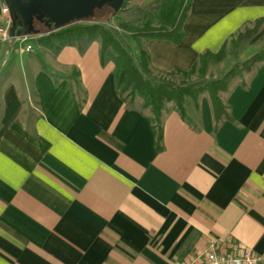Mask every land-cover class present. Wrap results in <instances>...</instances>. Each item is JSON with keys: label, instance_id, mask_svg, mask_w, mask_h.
Listing matches in <instances>:
<instances>
[{"label": "crops", "instance_id": "crops-1", "mask_svg": "<svg viewBox=\"0 0 264 264\" xmlns=\"http://www.w3.org/2000/svg\"><path fill=\"white\" fill-rule=\"evenodd\" d=\"M260 18L264 0H190L180 41L140 45L155 69L189 71ZM37 39L0 40V264H179L215 244L264 258V63L226 94L218 130L207 94L184 114L168 102L159 143L100 41L55 54ZM247 44L232 63L263 47L264 25Z\"/></svg>", "mask_w": 264, "mask_h": 264}, {"label": "trees", "instance_id": "trees-1", "mask_svg": "<svg viewBox=\"0 0 264 264\" xmlns=\"http://www.w3.org/2000/svg\"><path fill=\"white\" fill-rule=\"evenodd\" d=\"M180 1L158 0L155 5L147 9H137L139 15L149 16L164 6L163 11L167 9L170 11L168 21L169 24L171 23L170 27L160 19L157 23L137 17L112 25L107 21L85 18L54 31L45 27L44 32L48 33L38 36L36 45L55 54L66 46H77L84 53L93 41H100L103 63L112 61L115 64L117 93L130 107L137 108L152 118L159 143L163 138L162 114L166 104L175 102L177 108L184 114V100L187 97L199 107L202 95L209 96L218 130L223 121L232 118L230 106L225 99L226 94L230 92L237 79H243L247 72L264 63V45L251 56L236 59L217 75L209 73V61L211 58H220L225 50L224 47L217 54L203 53L189 71L174 69L162 72L155 69L140 42L153 37L171 38L175 41L183 38V22L190 9V0ZM127 9L128 3L121 11ZM37 23L42 25L41 22ZM263 25L264 18L247 23L233 35L231 41L237 47L240 43L251 39ZM177 77L181 79L178 81Z\"/></svg>", "mask_w": 264, "mask_h": 264}, {"label": "water", "instance_id": "water-1", "mask_svg": "<svg viewBox=\"0 0 264 264\" xmlns=\"http://www.w3.org/2000/svg\"><path fill=\"white\" fill-rule=\"evenodd\" d=\"M11 7L13 36L39 35L38 20L50 31L58 30L74 21L91 18L105 5L118 13L127 0H6ZM21 18V20H20ZM15 26V27H14ZM14 27V28H13ZM33 33V34H32Z\"/></svg>", "mask_w": 264, "mask_h": 264}, {"label": "rangeland", "instance_id": "rangeland-1", "mask_svg": "<svg viewBox=\"0 0 264 264\" xmlns=\"http://www.w3.org/2000/svg\"><path fill=\"white\" fill-rule=\"evenodd\" d=\"M144 0H127L128 3V9L125 11H119L118 13L114 10V8L109 5V6H104L103 8L99 9L96 11V14L91 17L92 19L95 20H102V21H107L109 24H118L122 20H127V19H136L137 17H141L144 19V21H154V22H159V18H161V13L159 11H154L151 15L146 16L144 14L139 15V11H137V3H142ZM136 2V3H135ZM5 4H8L6 0H4ZM126 3V4H127ZM135 15V16H134ZM21 20V18H20ZM35 26L36 28L41 30V33L39 35L33 34V35H27L23 34L22 32L21 36H41L42 34H46L48 32H44L46 29L44 24L40 25L36 23L35 21ZM15 27V26H14ZM13 27V28H14ZM14 30V29H13ZM34 42V41H31ZM11 43L8 44V50L12 54H15L18 52V49H20L19 44L17 43L13 48L11 49ZM247 47H249V44H247V41L240 43L237 47L234 44L228 45L227 49L223 52L220 58H211L209 61V73H213L215 75L220 74L223 70L227 69L232 61L235 59V56L237 55L238 57H242L243 53L247 52ZM10 57V56H9ZM10 59V58H9ZM196 77V76H194ZM181 77H177L176 80H180ZM186 99L184 100V107ZM175 103V102H173Z\"/></svg>", "mask_w": 264, "mask_h": 264}, {"label": "built area", "instance_id": "built-area-1", "mask_svg": "<svg viewBox=\"0 0 264 264\" xmlns=\"http://www.w3.org/2000/svg\"><path fill=\"white\" fill-rule=\"evenodd\" d=\"M13 24L11 7L4 4L0 10V40L22 39L25 41L28 36H13L10 28ZM31 46H27L30 51ZM231 241V238H228ZM237 252H225L223 245H212L211 247L197 251L189 256L185 263L179 264H264L263 256L253 252L250 248H242L239 244L234 245Z\"/></svg>", "mask_w": 264, "mask_h": 264}, {"label": "flooded vegetation", "instance_id": "flooded-vegetation-1", "mask_svg": "<svg viewBox=\"0 0 264 264\" xmlns=\"http://www.w3.org/2000/svg\"><path fill=\"white\" fill-rule=\"evenodd\" d=\"M39 22L38 20H36V23Z\"/></svg>", "mask_w": 264, "mask_h": 264}]
</instances>
